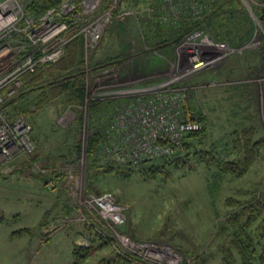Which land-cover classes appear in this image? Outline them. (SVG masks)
Instances as JSON below:
<instances>
[{
	"label": "rangeland",
	"instance_id": "rangeland-1",
	"mask_svg": "<svg viewBox=\"0 0 264 264\" xmlns=\"http://www.w3.org/2000/svg\"><path fill=\"white\" fill-rule=\"evenodd\" d=\"M149 1H153L152 4L132 6L129 2L112 0L111 7L90 18L104 2L100 0L86 20L78 22L84 27L105 11L110 13L98 42L87 46L82 40L86 64L91 56L106 57L107 54L114 55L117 50L120 55L128 54L126 51L134 53L124 62L111 63L112 66L104 64L89 70L86 65L85 101L102 100L109 93L110 98L115 94L114 99H119L116 94L122 92L171 84V87L183 89L190 108L202 114L205 145H219L215 151L220 162L242 156L234 140L236 130L241 127L250 128L253 138L262 140L259 150L253 157H248L251 161L243 172H223L199 161L191 149L189 163L185 166H170L149 174L132 172L124 176L112 172L103 175L96 185L99 192L85 189V158L81 154L75 164L64 166L65 196H56L57 186L55 189L49 188L52 185L42 188L38 177H31L46 172L39 164H33L29 169L23 167L21 164L26 162L27 155L0 163V264H101L102 259L111 257L116 250L133 253L145 264H166L164 260L168 259L173 264H184L191 260L189 253L197 251L205 259L203 264H218L217 247L220 241L226 240V235L219 234L217 226L235 207L227 198L248 199L250 192L264 179V76L254 74L249 68L243 74L238 71V67L242 68V64L248 62L260 69L258 63L262 58L252 52L264 43V39L260 40V36L264 37L261 20L264 0H242L254 22L252 37L235 48L208 36L210 43L214 44L211 53L218 51L221 58L199 71L191 69L192 72H189L192 64L187 58L190 45L187 37L191 33L177 45L164 49L155 47L153 51L146 44V36L142 35L140 21L136 19L146 12L158 20L175 23L185 18L183 13H188L184 8L186 4L180 0ZM94 3L95 0H88L84 6ZM154 3L156 7H153ZM118 6L120 10L116 11ZM215 46L219 49L215 50ZM238 57H241L239 62ZM38 91L30 95L31 114L22 110L26 100H19L18 113H15L31 126L33 149V136L38 130L50 136L46 144L40 145L45 150L56 148L60 154L78 137L83 148L90 114L86 103L83 106L84 119L77 128L76 112L70 103L62 101L63 96L50 95L39 107L36 105ZM19 168L23 170L19 171ZM105 192H110L114 202L123 206L125 221L122 226L109 227L108 220L88 208L90 195ZM91 219L110 242L100 244L95 241L86 256L77 258L73 248L77 244L86 246L92 243L87 235H81L83 225ZM120 235L124 241L120 240ZM140 243L144 247L151 244L148 248L164 257L148 255V248L143 249Z\"/></svg>",
	"mask_w": 264,
	"mask_h": 264
},
{
	"label": "trees",
	"instance_id": "trees-1",
	"mask_svg": "<svg viewBox=\"0 0 264 264\" xmlns=\"http://www.w3.org/2000/svg\"><path fill=\"white\" fill-rule=\"evenodd\" d=\"M61 1L62 0H26L24 4L25 11L28 14L37 16L45 10L58 5ZM120 1L129 2L132 6H137L141 3L152 4L153 2L149 0ZM180 1L186 4L184 8L188 13L182 12V16L185 17V20L179 19L178 22L176 21L177 23L164 22L158 20V18H156V16L154 17L152 14L153 17L148 14L146 15V12H144V16L141 17L139 15L136 18L140 21L142 35L146 36V44L149 46L150 50L155 49V47L164 49L169 46L177 45L183 37L194 30H201L213 40L227 42L235 48L246 43L254 33V22L248 15L247 8L242 0ZM111 4L112 0H104L97 11L92 12L93 15L90 18L108 9L111 7ZM155 4L156 3L153 4V7H156ZM153 7H151L152 11H154ZM117 8L118 9H115L116 11L120 10L119 6ZM180 11H182V9ZM261 20L264 24L263 16ZM121 23L123 22H120V24ZM263 39L264 37L260 36L261 42ZM82 40L83 38L81 35L76 36V38L71 39L65 45L64 54L60 59L39 66L33 72L23 74L21 76L22 85L16 95L2 105L6 114L12 118L16 116L15 113H18L16 110L19 100H26L22 107L23 111L27 112V114L33 112V104H31L32 99H30V95L34 93L35 90H39L36 101V105L39 107L48 100V96L50 95L60 96L61 98L64 97L62 101L66 104L70 103L76 112L77 128L81 126L84 119L83 106L85 103L88 107L90 113L87 117L89 121L87 125L88 134L83 148L81 147V142L78 137L77 140L67 146V150L59 154L56 152L59 149L55 150L56 148H54L53 150L52 148L45 150L40 146L44 144V142L45 144L48 142L50 136L47 133H42L38 130L39 132H36L35 136H33L35 148L27 155V159L24 160L26 162L21 165L29 169L33 164H39L40 169L46 173H43V175L35 173L31 177H38L42 188L52 185V187L50 186L49 188L55 189L57 186L56 196H58V194H60V196H65L64 185L66 182V173L64 171V166L70 163L75 164L76 161L80 159L81 154H83L85 158V189L86 191L90 190L95 192L100 191L96 187V185H98V180L108 173L110 174L113 172L124 176L132 172L149 174L163 171V169L170 166H185L189 163V156L192 153L191 149H193V153L197 154L199 161H203L206 165L216 166L220 171L228 172L238 170L239 172H243L247 168L251 161L248 157H253L255 152L259 150L262 140L253 138L250 128H246V126L236 130L237 136L234 140L237 142V151L242 155L236 159H227L220 162L215 151V148L219 145H205V133L202 132L204 128L187 133L183 138V145L180 151L169 157L156 160H143L135 164L131 162H117L113 159L106 158L101 150L103 132L109 121L114 117L120 100L102 99L86 102L85 73L87 71V66L90 70L100 68L104 64L111 65V63H121L134 53L126 51L128 54L122 53L120 55L117 50L114 55L107 54L106 57H104V55L101 57L91 56L88 62L89 64H86L83 59ZM138 52L143 53L144 51L138 50ZM252 54L262 58L260 59V63H258V68L260 69L257 70V65L254 66V64H249L248 62L242 64V68L238 67V71L243 74L248 71L249 68L254 71V74L264 76V43L261 44L260 48H257L256 51H253ZM240 60L241 57H238V62ZM261 69L263 72H261ZM188 108L191 111V117L199 118L200 120L204 119L202 114L199 115L200 111H193L194 109L192 108V110L189 104ZM27 120L29 119L27 118ZM78 133L79 131H77V135ZM40 135H42V137ZM202 143L204 144L203 147ZM22 170L23 168H19V171ZM254 188L255 189L250 192L248 199L233 200V197L227 198L228 203L235 207L230 209L231 211L225 221L217 226L219 234L223 233L224 235L225 233L226 235V240L220 241L217 247L219 252L218 264H264V179ZM97 228L99 227L96 226V223L93 222L92 219L90 222L88 221L83 225L81 235H87V238L92 241V243L86 246L77 244V246L73 248V253L77 258L79 256H86L93 242L97 241L101 244L109 241V239ZM223 235H221V237ZM189 254H191V256L189 255L191 260L190 262L185 261L184 264H203L205 259L199 252L194 251ZM101 264H145V262H142V260L133 253L116 250L111 257L102 259Z\"/></svg>",
	"mask_w": 264,
	"mask_h": 264
},
{
	"label": "built area",
	"instance_id": "built-area-1",
	"mask_svg": "<svg viewBox=\"0 0 264 264\" xmlns=\"http://www.w3.org/2000/svg\"><path fill=\"white\" fill-rule=\"evenodd\" d=\"M25 1L0 0V163L33 151L31 126L20 117H9L2 108L21 87V76L57 61L65 45L78 35H82L87 46H92L99 41L103 24L110 17L109 11H105L93 18L92 24L83 27L78 23L86 20L100 0L86 6L84 3L88 0H78V3L77 0H63L37 16L26 13ZM187 38L190 45H197L187 49L191 64L193 59L204 58L208 66L221 58L220 52L211 53L214 44L203 31L194 30ZM189 72H192L191 67ZM110 96L109 93L102 99H114L115 94ZM116 96L120 103L103 132L101 144L105 157L114 161L135 164L172 156L182 148L185 135L202 126L199 118L191 117L186 93L171 84L137 88ZM87 206L108 220L111 228L124 224V208L114 202L110 192L90 195ZM119 238L124 241L122 235ZM139 246L145 249L151 244L144 247L140 243ZM151 249H146L148 255L164 257ZM164 261L174 263L169 259Z\"/></svg>",
	"mask_w": 264,
	"mask_h": 264
},
{
	"label": "bare ground",
	"instance_id": "bare-ground-1",
	"mask_svg": "<svg viewBox=\"0 0 264 264\" xmlns=\"http://www.w3.org/2000/svg\"><path fill=\"white\" fill-rule=\"evenodd\" d=\"M151 38H152V37H151ZM134 44H135V43H134ZM187 44H188V43H187ZM206 44H207V43L205 42L204 46H205ZM190 46H191V45H189V47H190ZM206 46H207V45H206ZM198 47H199V46H198ZM214 49L217 50L218 47L215 46ZM198 51H199V50H198ZM187 53H189V52H187ZM215 54H216V52H215ZM215 54H214V55H215ZM205 65H206V63H205V59H204V58L193 59V60H192V66H191V69H192V71H198V70L204 68ZM9 102H10V101H9Z\"/></svg>",
	"mask_w": 264,
	"mask_h": 264
},
{
	"label": "crops",
	"instance_id": "crops-1",
	"mask_svg": "<svg viewBox=\"0 0 264 264\" xmlns=\"http://www.w3.org/2000/svg\"><path fill=\"white\" fill-rule=\"evenodd\" d=\"M203 69V68H202ZM201 70V69H200ZM199 71V70H198Z\"/></svg>",
	"mask_w": 264,
	"mask_h": 264
}]
</instances>
